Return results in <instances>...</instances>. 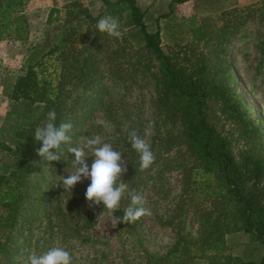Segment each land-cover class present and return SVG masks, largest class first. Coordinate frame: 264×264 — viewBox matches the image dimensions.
I'll list each match as a JSON object with an SVG mask.
<instances>
[{
    "label": "trees",
    "instance_id": "trees-1",
    "mask_svg": "<svg viewBox=\"0 0 264 264\" xmlns=\"http://www.w3.org/2000/svg\"><path fill=\"white\" fill-rule=\"evenodd\" d=\"M100 1L103 9L98 16H91L80 1L65 7L63 37L48 53L58 52L54 59L59 62L61 70L55 84L43 71L29 66L12 87L11 100L41 109L38 112L31 110L25 118V125L13 134L20 147L17 150L10 146L2 148L14 165L4 166L0 172V264H20L14 256L19 247L15 236L22 233L24 223H28L26 228L30 230L26 217L27 214L32 217L34 212L26 204L32 205V200L41 199L43 202L42 218L46 217L47 241L56 231L59 234L66 222L67 216L60 205L62 188L55 193L49 190L40 195L41 185L48 183L49 177L55 176L59 170L60 162L46 164L38 155L42 142L35 139L36 127L46 122L47 113L53 109L57 114V125L61 122L73 125L69 133L71 146H78L84 137H92L89 122L99 109L119 134L115 141L128 168L122 176L128 189L120 202L119 214L131 204L129 193H135L148 183H153L160 192L164 175L173 169L181 171L182 196L172 213L161 221V225L174 230L175 241L166 254H147L144 264H185L202 247L212 245L215 248L220 237L231 231L247 234L250 242H258L262 250L258 261L238 259L233 264H264V132L241 100L234 86L231 64L225 55L231 41L237 36L243 37L248 16L240 11L233 20L226 18L217 30L208 34L202 32V28H195L196 33H201L198 41L207 44L210 54H192L196 57L190 61L185 52L180 56L162 47L159 20L168 14L156 18V29L152 31L147 23V10L142 9L137 0ZM186 1L175 0L176 3ZM25 3L26 0H0V39L20 38L18 34L27 31L23 14ZM108 15L117 19L122 33L120 38L96 29L98 20ZM261 17L260 23H264V15ZM73 21H78L76 27L71 25ZM76 32L81 34L80 48L71 41ZM256 50L260 54L258 69H262L264 30L258 34ZM133 57L136 61L131 62ZM152 69L157 71L153 73ZM151 77L154 80L155 96L151 106L156 133L149 145L155 162L151 168L140 172L139 155L131 148L128 137L136 130L143 138L144 119L133 107L116 105L104 80L121 85L125 95L131 92L137 81L141 82L142 88L147 86L144 82ZM68 83L80 88L82 93L72 97V91L66 90ZM209 102L215 103L222 115L229 116L238 125L242 147L236 154L232 138L221 133L211 122ZM160 122L170 125L174 132L162 133ZM64 147L63 159L67 161L61 162L70 165L74 154L66 151L68 145ZM172 149L182 157L181 160L174 162L172 157L165 155ZM174 163L177 166H173ZM30 171L34 172L33 178H28ZM192 184L197 187L201 199L208 197L209 208H203V200L193 205L190 200L185 201ZM190 208L199 211V218H195L198 221L197 238L185 232V217ZM84 219V227L89 228L92 219ZM193 221L194 218L190 223ZM135 224L136 221L123 224V227L130 231L135 229ZM46 247L47 242L44 250L48 251Z\"/></svg>",
    "mask_w": 264,
    "mask_h": 264
},
{
    "label": "rangeland",
    "instance_id": "rangeland-1",
    "mask_svg": "<svg viewBox=\"0 0 264 264\" xmlns=\"http://www.w3.org/2000/svg\"><path fill=\"white\" fill-rule=\"evenodd\" d=\"M74 1H80L91 16H98L102 12L100 0H26L23 14L26 17L27 31L18 34L20 38L0 39V172L4 166L14 165L9 154L2 151L3 146L17 150L20 143L15 141L13 134L25 125V118L31 110L38 112L41 109L39 106L29 107L24 102L11 100L12 87L29 66L43 71L48 80L55 84L61 70L59 62L54 59L58 52L53 55L48 53L63 37V22L67 13L65 7ZM137 3L147 10V23L152 31L156 29V18L168 14L159 20L162 47L170 52H177L180 56L185 52L190 61L196 57L192 54H210L207 44L198 41L201 33H196L195 28H202V32L206 31L208 34L217 30L226 18L233 20L240 11L248 16L243 37L237 36L233 39L225 55L231 64L235 78L234 86L241 100L248 106L252 118L264 132V67L258 69L260 54L256 50L258 34L264 30V23H260V18L264 15V0H188L184 3H176L175 0H137ZM77 23L78 21H73L71 25L76 27ZM80 35L76 32V35L71 36V41L77 48L82 44ZM75 40L77 42H74ZM133 61H136L135 57L131 59V62ZM156 71L157 69H152L153 73ZM135 77L136 72L133 74V78ZM139 82L137 81L131 92L123 95L124 90L120 84L118 86L110 80H104L107 90L110 91L109 96L116 105L133 107V110L142 114L145 125L143 138L150 144L156 133L151 106L155 96L154 80L152 77L150 80L146 79L144 85L147 86L143 88ZM70 83L66 85V90L72 91V97L82 93L80 88H75ZM209 106L211 122L221 133L232 138L236 154L242 147L238 125L229 116L222 115L215 103L209 102ZM89 123L92 136L99 135L103 142L112 144L118 151L115 140L119 134L105 120L100 109L93 113ZM121 130L124 131L125 127ZM160 130L162 133L174 132L170 125L161 122ZM165 155L172 157L174 162L182 159L175 149ZM92 160L93 158L89 157V166ZM173 166L177 165L174 163ZM68 167L71 168V164L60 161L58 173L49 177L48 183H43L40 190L41 195L47 194L49 190L55 193L62 188L60 205L67 219L60 233L56 231L53 237L46 240V217L42 218L43 202L41 199L34 202L32 200V205L26 204V207L34 212L32 217L29 214L26 217L31 225L30 230L26 228L28 223H24L22 233L15 236L19 245L14 254L16 261L23 264L32 252L43 254L46 252L45 242L47 250L57 246L68 250L72 254L73 264H144L147 254L160 256L168 252L175 241V232L172 228L161 225V221L172 213L178 198L182 196V173L179 169H173L164 175L160 192H157L153 183H148L135 192L144 197V206L149 209L150 215L141 217L136 221L135 229L127 231L123 227L125 223L112 226L114 218L107 210L103 212V204L94 208L88 206L84 194L90 180L78 183L72 193L68 192V196H65L67 192H63L64 188L61 187V176L67 175L65 169ZM33 176L34 172L30 171L28 178ZM189 200L190 205L203 200V208H209L208 197L201 199L197 187L193 184L185 197V201ZM195 210L190 208L185 217V232L197 238L198 221H195V218H199V211ZM114 215L122 217L124 212L119 214L116 211ZM87 217L92 219L89 228L84 227V218ZM193 218L194 221L190 223ZM220 238L215 248L212 245L202 247L201 251L192 255L191 260L185 264H233L234 260L258 261L261 257V245L258 242H250L249 236L242 231H231Z\"/></svg>",
    "mask_w": 264,
    "mask_h": 264
},
{
    "label": "clouds",
    "instance_id": "clouds-1",
    "mask_svg": "<svg viewBox=\"0 0 264 264\" xmlns=\"http://www.w3.org/2000/svg\"><path fill=\"white\" fill-rule=\"evenodd\" d=\"M96 29L110 37L122 36L117 19L110 15L100 18ZM56 119L55 110H50L47 113L46 122L36 127L35 139L42 142L38 155L46 164L67 161L63 159L65 145H68L66 151L74 154L71 168L65 169L67 175L61 176L65 192L72 193L78 183L90 180L84 194L88 206L94 208L103 204V212L107 210L114 218L113 227L121 222L134 223L141 217L150 215L149 209L144 206V197L134 192L129 193L131 204L123 209L124 215L122 217L114 215L121 209L120 202L128 189L127 183L122 180L123 174L128 170L127 161L122 158L121 152L115 150L112 144L103 142L99 135L84 137L78 146H71L72 138L69 133L73 128L72 123L61 122L57 125ZM128 139L131 148L139 155V171L144 172L151 168L155 162V156L147 140L142 138L136 130L129 133ZM89 157L93 158L91 166L88 163ZM23 264H73V257L68 250L57 246L43 254L30 253Z\"/></svg>",
    "mask_w": 264,
    "mask_h": 264
}]
</instances>
